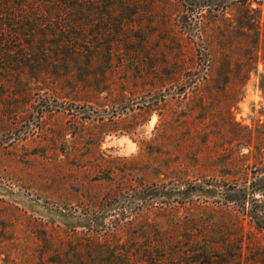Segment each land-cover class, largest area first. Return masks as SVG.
<instances>
[{"label": "rangeland", "instance_id": "rangeland-1", "mask_svg": "<svg viewBox=\"0 0 264 264\" xmlns=\"http://www.w3.org/2000/svg\"><path fill=\"white\" fill-rule=\"evenodd\" d=\"M263 177L264 1L0 0V264H264Z\"/></svg>", "mask_w": 264, "mask_h": 264}, {"label": "trees", "instance_id": "trees-1", "mask_svg": "<svg viewBox=\"0 0 264 264\" xmlns=\"http://www.w3.org/2000/svg\"><path fill=\"white\" fill-rule=\"evenodd\" d=\"M249 1V0H248ZM253 2L254 1H257V5H261V3L264 1V0H252ZM249 9V13L250 12H255V10L253 9ZM257 12V10H256ZM258 24V23H257ZM249 190V191H248ZM244 191H248L250 193H254V192H259L261 195L264 194V177L263 178H260L258 179L257 181H255L250 188H247L246 190ZM249 217L251 218V221L253 223H255V225L261 229L262 228V224L259 222L260 220H264L262 218H264V209L261 208L260 210H256V211H251L249 213ZM205 261V260H204Z\"/></svg>", "mask_w": 264, "mask_h": 264}]
</instances>
